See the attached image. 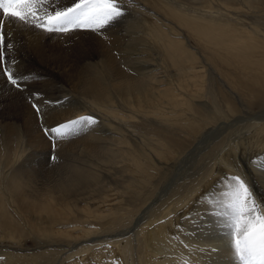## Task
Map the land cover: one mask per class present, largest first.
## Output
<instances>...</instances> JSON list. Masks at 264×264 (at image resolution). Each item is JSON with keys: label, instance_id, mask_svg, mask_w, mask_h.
<instances>
[{"label": "bare ground", "instance_id": "bare-ground-1", "mask_svg": "<svg viewBox=\"0 0 264 264\" xmlns=\"http://www.w3.org/2000/svg\"><path fill=\"white\" fill-rule=\"evenodd\" d=\"M193 1L132 0L126 31L119 23L109 28L74 60L44 45L37 30H25L28 51L10 58L32 79L50 81L61 72L85 101L59 114L46 108L47 126L85 114L99 123L58 146L60 157L84 154L66 179L29 166L51 144L28 103L17 122L0 126V264H58L60 256V264H184L179 257L237 264L227 230L208 209L226 191L229 174L242 176L264 203V172L253 163L264 160V120L246 133L212 131L240 116L239 102L264 108V0ZM14 25L6 22V31ZM30 54L37 63H26ZM208 67L223 82L215 91ZM16 91L0 84V105ZM182 165L186 172L176 179ZM30 237L45 250L27 252Z\"/></svg>", "mask_w": 264, "mask_h": 264}, {"label": "snow or ice", "instance_id": "snow-or-ice-1", "mask_svg": "<svg viewBox=\"0 0 264 264\" xmlns=\"http://www.w3.org/2000/svg\"><path fill=\"white\" fill-rule=\"evenodd\" d=\"M131 2L128 0V4ZM127 15V6L122 0H74L66 7L57 6L56 0H0V75L6 77L11 88L21 93L27 91L29 76L19 74L14 68L17 61L8 55L14 45L12 33L6 31V22L49 35L90 31L104 38V30ZM26 99L40 119L41 130L51 141L53 149L60 142L70 141L99 123L94 115H78L55 126H47L41 103L37 101L56 106L61 101L43 100V93L38 91L30 93ZM50 159L56 162L58 157L53 154ZM253 163L258 171L264 172V160ZM224 180L226 191L210 202L208 214L219 218L220 226L227 230L231 255L237 264H264V203L256 199L250 184L242 176L229 174ZM188 218L190 221L193 219L191 216ZM211 251L216 252L217 249Z\"/></svg>", "mask_w": 264, "mask_h": 264}, {"label": "rangeland", "instance_id": "rangeland-1", "mask_svg": "<svg viewBox=\"0 0 264 264\" xmlns=\"http://www.w3.org/2000/svg\"><path fill=\"white\" fill-rule=\"evenodd\" d=\"M72 1V2H71ZM61 2H62V4H61ZM74 2V0H56V5L57 6H59V7H66V6H70L72 3ZM122 2L127 6V10H128V13H132L133 11H131V9L133 8V6H135V4L133 3V2H131V4H128V0H122ZM68 3V4H67ZM193 3H195L196 4V0H194L193 1ZM195 7H197V5L195 6ZM126 17V16H125ZM122 18L118 23H119V25L121 24V26H123V28H124V26H125V19L126 18ZM118 23H116V24H113L112 26H110L109 28H112V27H116V25L118 24ZM119 25H118V28H119ZM18 26V27H17ZM17 26H15L14 25V27L10 30V32L11 31H13V30H16L15 28H19L18 29V32L14 35V37L12 38L13 40V50H12V52H10V53H8V55H9V57H12L13 56V54H14V50L15 51H20L21 49H22V51H21V53L22 52H25V50H27L28 51V47H29V43H28V37L26 36V29L28 30V29H30V28H26V27H24V26H21V25H17ZM25 28V29H24ZM109 28H106L105 30H104V32L105 31H107ZM122 28V29H123ZM32 29V28H31ZM125 29V31H126V28H124ZM123 29V30H124ZM32 30H35V29H32ZM38 31V34L39 33H41L39 30H37ZM121 33H123L122 31H121ZM126 33V32H125ZM85 34H86V36H85ZM124 34V33H123ZM41 35H43L44 37H43V41H44V45H47V46H54L57 50V52H70V53H72L73 55H74V57H72L73 58V60L74 59H76V58H80V56L82 57V56H84L86 53H88V45L90 44V40L93 38V40H96L98 37H96V36H98L96 33H94V32H90V31H74V32H71V33H69V34H67V35H53V34H51V36L48 34H45V33H41ZM48 37H47V36ZM92 35V36H91ZM93 35H95V36H93ZM64 36V37H63ZM17 37V38H16ZM54 37V38H53ZM78 38V39H77ZM72 39H77V42H76V45L74 46V44L72 43L73 41H72ZM81 39H83L82 41H81ZM57 40V41H56ZM188 41L189 42H191L192 43V40H191V38H188ZM60 42V43H59ZM80 42V43H79ZM28 43V44H27ZM71 43V44H70ZM82 43V44H81ZM68 44V45H67ZM85 45V46H84ZM69 46V47H68ZM71 46H74L72 49H69ZM84 46V47H83ZM16 48V49H15ZM76 48V49H75ZM82 48V49H81ZM66 50V51H65ZM87 50V51H86ZM95 50V49H94ZM31 55V54H30ZM31 57V59L30 58H28V59H25L26 60V63L28 64V63H30V61L29 60H31V62H35V63H37L36 62V60H34L35 58H34V56H30ZM35 57H36V55H35ZM12 59V58H11ZM38 60V59H37ZM95 61H97V59H95ZM79 67L81 68V65H79ZM14 68H15V70L19 73V74H22V75H29V74H25V69H22L23 67L21 66V67H19V64L18 63H16V65L14 66ZM213 70V71H212ZM58 71H61V70H58ZM210 71H212L213 72V74H212V72H210ZM211 73V74H210ZM36 74V73H35ZM209 74L211 75V77H209ZM30 75H34V74H30ZM58 75V76H57ZM61 72H57L56 73V77H54V78H51L50 79V81H49V76H44V79L42 80V79H40V80H38V79H32V78H29V87H31L30 89L28 88L27 89V91H25V92H23V93H19V91H16V93H15V95L12 97V101L10 100V101H8V103L6 104V106H5V104H1L0 105V126H2V125H4L5 123H8V122H11L10 120H13V122L15 121V122H17L18 120H19V117H18V110H19V108L20 107H22V105L23 104H26V103H28L30 106H31V104L28 102V100L26 99V97L30 94V93H32V91L33 92H36L37 90H38V92H42L43 93V95H45V96H47V97H50V98H52L53 100H51V101H61V103L59 104V106H56V105H46V104H42L40 101H37V103H41V106H42V109H43V112L45 113V111H46V108H50L53 112H55V113H58L59 114V112H62L63 110H70L71 108L72 109H76V108H82L81 106L82 105H85V101H84V99H82V97L77 93L78 92V89H77V91H76V88L75 87H73V85L70 83V82H68L67 80H65L64 82L67 84V85H65V83L64 82H62L63 81V79L64 78H62L63 77V75H61ZM58 77V78H57ZM217 77V75H216V73H215V71H214V69L212 68V67H210V69H209V67H208V75H207V79H208V82H210L211 81V84L210 83H208L211 87H210V89H212V90H214L215 91V89H218V87H221V86H223L222 84H223V82L221 81V80H219L218 79V77ZM3 78V75H0V80ZM61 78V79H60ZM46 79V80H45ZM54 79V80H53ZM4 80L6 81V77H4V79H2L1 81H0V84H3V83H6V84H8L7 83V81L6 82H4ZM41 80L42 81H44V83L46 82V84H42V86H41ZM48 80V81H47ZM51 80H53V84L51 83L52 81ZM57 80V81H56ZM210 80V81H209ZM216 80V81H215ZM50 82V84H48ZM59 82V83H58ZM68 82V83H67ZM215 82H216V84H215ZM54 83H55V85H57V86H55L54 85ZM220 83H222L221 85H220ZM37 86H36V85ZM52 84V85H51ZM215 84V85H214ZM46 85H48V87L49 88H45V86ZM63 85V86H62ZM215 87H214V86ZM60 86H62V87H60ZM66 87V89H65V87ZM34 87H40V88H38V89H36V88H34ZM47 87V86H46ZM51 88H54V92H53V89H51ZM58 88V89H57ZM75 88V89H74ZM31 89H33V90H31ZM57 89V90H56ZM61 89V92H59V95H58V90H60ZM67 89H69V90H67ZM14 90V89H13ZM40 90V91H39ZM65 92H64V91ZM67 91V92H66ZM68 91H70L69 93H68ZM53 92V93H52ZM213 92V91H212ZM57 94V96H56V94ZM62 93V94H61ZM64 93V94H63ZM67 96H66V95ZM68 94H71V95H68ZM72 94H73V96H72ZM214 94V93H213ZM20 95H21V97H20ZM74 95H75V97L76 98H74ZM216 95V94H215ZM215 95H213V96H215ZM65 96V97H64ZM68 96H69V98H68ZM78 96V97H77ZM62 97H64L63 99H61ZM81 98V99H80ZM67 99V100H66ZM76 99V100H75ZM79 99V100H78ZM49 100V99H48ZM70 102H69V101ZM75 100V101H74ZM20 101V102H19ZM74 101V102H73ZM15 102H17L18 104H14ZM22 102H25V103H22ZM77 103V104H76ZM84 103V104H83ZM241 103V104H240ZM13 104V105H12ZM241 106H243V107H241ZM19 105V106H18ZM4 106H5V109H3L4 108ZM8 106V107H7ZM10 106H11V108H10ZM64 106H65V108H64ZM72 106V107H71ZM74 106V107H73ZM80 106V107H79ZM249 105L247 104V103H245V102H239L238 103V108H239V110H240V116H237V117H228L226 120H225V122H223L222 123V121L221 122H219L218 124H215V128L213 129V131H212V133L213 132H215L216 130H218L219 131V133H246V132H248V129L250 128V126H249V124H253V123H255V122H259V120H264V113H262V112H264V108H255V107H251V106H249ZM17 109H16V108ZM8 108V109H7ZM32 108V107H31ZM17 111H16V110ZM242 109H243V112H242ZM247 110V111H246ZM249 111H250V113H249ZM251 111H253V112H251ZM17 113V114H16ZM95 113V112H94ZM253 113V114H252ZM257 114H259V116L257 115ZM85 115H91V114H85ZM92 115H94V114H92ZM98 120H99V118L96 116V115H94ZM244 116V117H243ZM255 116V117H254ZM45 117H46V115L44 116V120H45ZM76 117V116H75ZM74 117V118H75ZM259 117V118H258ZM231 118H232V120H231ZM254 118V119H253ZM258 120V121H256V119ZM262 118V119H261ZM36 119H37V126H38V130L40 131V133H42V135L44 136V134H43V131L41 130V121H40V119L36 116ZM246 119H248L247 121H246ZM245 120V121H244ZM234 123H233V122ZM237 121V122H236ZM244 121V122H243ZM240 122V123H239ZM250 122V123H249ZM44 123L46 124V122L44 121ZM226 123V124H225ZM239 123V124H238ZM225 124V125H224ZM236 124H238V126L236 125ZM245 124V125H244ZM46 125H48V123L46 124ZM220 125H221V128H220ZM227 125V126H226ZM234 125V126H233ZM53 126H55V125H53ZM96 126V125H95ZM95 126H93V127H91L89 130L87 129V130H85L84 132H82V133H80L78 136H76V137H74V138H72L71 140L72 141H74V140H78V139H81V138H83V137H85V136H87V135H89L90 133L89 132H91L92 130H94L95 129ZM226 126V127H225ZM236 126V127H235ZM243 126V127H242ZM246 126V127H245ZM230 127H231V130H229L230 129ZM234 129H233V128ZM245 127V128H244ZM224 128H225V130H224ZM228 129V130H227ZM247 129V130H246ZM241 130H243V131H241ZM246 130V131H245ZM217 131V132H218ZM44 140H45V142H47V143H49V144H51L50 146L51 147H49V148H46L45 150H39V151H37V157L34 159V160H32L31 162H30V164H29V166L32 164V167H34L36 170H38V168L40 167L42 170H45L46 171V173L45 174H48L47 172H54L55 173V175L58 177V178H61V179H66L67 177H68V175H69V173L72 171V169H73V165L74 164H76L79 160H80V157L81 156H83L84 154L83 153H81V149H78V150H75L74 151V153L73 154H71V155H69V156H67V157H60L59 155H58V153H57V151H58V147L56 148V149H53V146H52V143H51V141L47 138V137H45L44 136ZM70 140V141H71ZM70 141H66V142H70ZM60 143H62V142H60ZM53 154H55L57 157H58V160L56 161V162H52L51 161V159H50V157L53 155ZM184 165H182L181 167H180V169H179V172H178V174L180 173L181 175L180 176H178L177 175V177H176V179L177 178H179V177H181L182 175H184L185 174V168L186 167H183ZM2 167L4 168L1 172H5L6 170H7V167H6V164H3L2 165ZM182 171H183V173H182ZM193 171V170H192ZM192 171L190 172V173H192ZM1 178L2 179H4V176H1ZM38 179H40V178H37V179H35V181H38ZM82 190H84V188H81ZM23 216H25L26 215V211H23ZM42 218H43V221L44 222H48V224L47 225H50L51 223H53V221H54V216L52 217V216H50V215H43V216H41ZM219 231H217L216 233H218ZM221 233L222 232H224V231H220ZM216 233H211V234H216ZM209 234H210V232H209ZM210 234V235H211ZM36 239L34 238V237H30L29 238V240L26 242V244H27V247L25 248V250L27 251V252H41V251H44L45 249H37V247H36ZM231 243V242H230ZM228 246H229V244H228ZM230 246H231V244H230ZM223 248H225V247H227V245L225 244V245H223L222 246ZM187 248H189L190 249V247H187ZM213 249H215V247H213ZM18 253H20V254H24V252H18ZM203 254V255H202ZM206 254V253H205ZM202 256H204V253H201V257ZM206 256H207V254L205 255V257L203 258V259H205L206 258ZM61 257V258H60ZM59 258H58V260L60 259V261H58L57 263L58 264H60V262L62 261V259H63V256H60ZM180 259V261H183L182 263H184V264H192L191 262H187V261H185L186 259L184 258V257H179ZM182 259V260H181ZM214 264H221L222 262L221 261H212ZM219 262H221V263H219Z\"/></svg>", "mask_w": 264, "mask_h": 264}]
</instances>
